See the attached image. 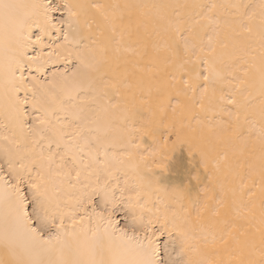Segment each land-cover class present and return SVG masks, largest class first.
<instances>
[{
	"label": "snow or ice",
	"instance_id": "6c2138e0",
	"mask_svg": "<svg viewBox=\"0 0 264 264\" xmlns=\"http://www.w3.org/2000/svg\"><path fill=\"white\" fill-rule=\"evenodd\" d=\"M0 264H264V0H0Z\"/></svg>",
	"mask_w": 264,
	"mask_h": 264
}]
</instances>
